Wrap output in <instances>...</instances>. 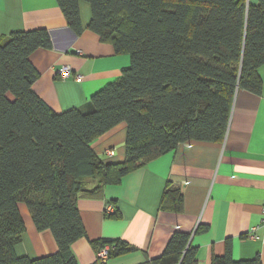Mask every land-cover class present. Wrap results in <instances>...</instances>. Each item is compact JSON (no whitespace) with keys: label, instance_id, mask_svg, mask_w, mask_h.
Returning <instances> with one entry per match:
<instances>
[{"label":"trees","instance_id":"obj_1","mask_svg":"<svg viewBox=\"0 0 264 264\" xmlns=\"http://www.w3.org/2000/svg\"><path fill=\"white\" fill-rule=\"evenodd\" d=\"M56 2L77 35L79 4H88L87 31L129 55L130 64L84 106L55 113L32 90L38 73L29 60L50 47L48 31L0 36V264H78L71 246L86 238L79 197H95L179 145L222 142L236 91L261 90L264 0ZM120 123L127 127L125 160L104 164L89 145ZM86 179L96 184L91 190ZM21 203L38 231L51 232L55 253L16 255L25 230ZM160 207L181 211L182 195L166 190ZM189 241L190 234L174 232L162 255L143 264H197ZM89 243L96 253L109 246L108 260L134 250L121 241ZM211 264L260 263L235 262L226 253Z\"/></svg>","mask_w":264,"mask_h":264},{"label":"crops","instance_id":"obj_2","mask_svg":"<svg viewBox=\"0 0 264 264\" xmlns=\"http://www.w3.org/2000/svg\"><path fill=\"white\" fill-rule=\"evenodd\" d=\"M79 17L82 32L77 35L56 0H0V36L48 31L50 47L34 51L29 60L38 73L32 90L55 113L84 106L130 64L127 54H117L87 31L88 4H79ZM63 66L70 68L65 79L57 74ZM258 74L259 94L236 91L222 142L179 145L118 184L104 185L95 197L77 199L86 232L71 246L78 264L95 262L97 253L89 242L96 240L121 241L134 249L106 264H143L162 255L174 232L190 234L197 264H211L226 253L235 262L257 259L264 264V66ZM126 130L120 123L90 143L100 162H124ZM108 150L113 157H107ZM95 185L84 180L86 190ZM166 190L182 195L181 211L160 207ZM107 206L118 215L105 216ZM18 208L25 230L16 255L34 260L55 253L51 232L38 231L27 207L21 203Z\"/></svg>","mask_w":264,"mask_h":264},{"label":"built area","instance_id":"obj_3","mask_svg":"<svg viewBox=\"0 0 264 264\" xmlns=\"http://www.w3.org/2000/svg\"><path fill=\"white\" fill-rule=\"evenodd\" d=\"M57 74L60 76L61 79H65L70 75V68L68 66H63ZM107 157L111 158L114 156V152L112 150H108L106 152ZM263 213H264V209ZM108 251H109V246H105L101 248L97 252V258H99L101 261L106 262L108 260Z\"/></svg>","mask_w":264,"mask_h":264},{"label":"rangeland","instance_id":"obj_4","mask_svg":"<svg viewBox=\"0 0 264 264\" xmlns=\"http://www.w3.org/2000/svg\"><path fill=\"white\" fill-rule=\"evenodd\" d=\"M127 56H129V55H127ZM108 204V203H107ZM106 204V205H107ZM105 211H107V212H109V213H112L114 210H112V208L110 207V206H107L106 207V209H105Z\"/></svg>","mask_w":264,"mask_h":264}]
</instances>
